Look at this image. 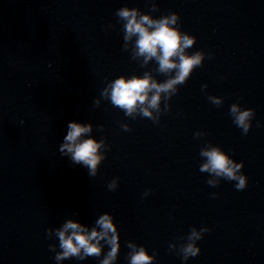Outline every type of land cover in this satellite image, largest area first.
Masks as SVG:
<instances>
[{
    "label": "water",
    "instance_id": "95a60500",
    "mask_svg": "<svg viewBox=\"0 0 264 264\" xmlns=\"http://www.w3.org/2000/svg\"><path fill=\"white\" fill-rule=\"evenodd\" d=\"M124 8L175 15L193 38L185 54L202 57L131 112L112 101L117 78L163 84L177 69L139 53ZM234 105L251 109L246 132ZM71 121L99 143L94 170L61 150ZM213 148L242 163L245 188L202 170ZM105 213L110 264L141 246L148 264H264V0H0V264H102L105 238L98 255L57 261L56 232L69 220L99 230Z\"/></svg>",
    "mask_w": 264,
    "mask_h": 264
},
{
    "label": "clouds",
    "instance_id": "9594fccd",
    "mask_svg": "<svg viewBox=\"0 0 264 264\" xmlns=\"http://www.w3.org/2000/svg\"><path fill=\"white\" fill-rule=\"evenodd\" d=\"M118 14L127 20L125 25L127 35L138 34L136 43L139 53L145 54L146 59L156 56L162 70L176 68L177 73L173 79L163 84H157L155 81L150 82L148 75L143 77L134 76L128 79L119 77L111 85L112 101L131 112L137 101L143 103L148 96V91L155 89L154 94L148 101L149 105L155 107L159 100L160 92L171 88L173 84L182 82L189 74L190 69L201 62V54H185L184 49L193 43V38L187 34L182 36L177 28L172 26L175 23V15L171 18L166 17L159 20H153L149 16L143 15L137 19L136 11L127 8L121 9ZM177 56L179 57L178 61L172 59V57ZM143 111L145 115H150L147 108ZM232 112L237 113L235 121L246 132L250 126L251 109L238 112L237 107L234 105ZM68 128L69 131L64 137L65 143L61 145V150L67 149L71 153L73 161H82L94 170L99 160L97 155L99 143L91 136L79 139L81 134L90 131V126L71 121ZM203 155L208 157V162L202 166V170L207 169L217 175H224L228 179L236 181V189L246 187L248 177L245 173L240 172L242 163L234 164L228 155L218 148L208 150ZM97 224L100 225L99 230L93 228L89 231L86 226L80 225L76 221L69 220L66 222L56 232L61 251L56 254L55 259L60 261L69 256H76L81 253V249H83V255H98L102 250L100 240L105 238L111 248L103 259L102 264H110L116 258L118 250V236L115 225L107 213L97 220ZM69 230L71 231L69 232ZM192 235L199 238V234L196 232H193ZM49 247L50 249L52 248L51 245ZM183 251L185 258H187L188 255H197L200 252V248L193 242L189 243ZM151 259L152 257L146 249L141 246L133 251L130 264H148Z\"/></svg>",
    "mask_w": 264,
    "mask_h": 264
}]
</instances>
